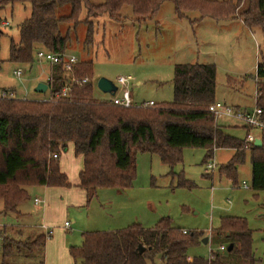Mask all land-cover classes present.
I'll use <instances>...</instances> for the list:
<instances>
[{
  "label": "trees",
  "instance_id": "16d2710c",
  "mask_svg": "<svg viewBox=\"0 0 264 264\" xmlns=\"http://www.w3.org/2000/svg\"><path fill=\"white\" fill-rule=\"evenodd\" d=\"M15 1H28L31 13L19 25L18 43L10 40L9 60L30 63L39 48L53 52L67 49L69 36L62 34L60 24L78 14L86 0H0V8ZM163 0H104L100 6L107 12L129 5L138 19L154 15ZM182 17L187 11H199L202 16L228 18L240 0H172ZM69 5L68 15H57V6ZM244 22L259 26L264 32V0H253ZM69 18V19H68ZM78 22L76 20L75 24ZM88 26L84 42L92 41ZM50 65V64H49ZM46 80L50 93L68 85L69 76L59 64L50 65ZM72 76L89 81L72 83L66 97L57 100L0 98V199L2 213L16 210L28 197L29 186H70L61 172L59 159L69 143L75 155L83 158L78 186L85 191L86 202L98 188L126 189L135 177L137 152L157 154L162 163L173 167L181 161L185 147L205 149L203 162L215 149L231 148L234 153L218 171L233 182L237 166L251 158V188L264 192V129L259 131L261 145L243 148L244 138L234 136L215 123L208 106L214 102L216 67L213 63H179L174 67L173 94L170 102L151 106L123 107L111 100L93 95L92 61L79 60L73 65ZM257 105L264 119V63L256 66ZM185 185V181H180ZM264 209V201H263ZM264 216V213H263ZM252 230L239 216H224L211 239L224 236L232 248L216 249L208 257L188 259L187 249L202 238L197 232H183L173 227L169 218H162L153 227L132 223L111 231H86L80 245L69 247L75 264H256L252 249ZM8 239V240H7ZM46 237L32 240L5 237L1 247L2 262L12 264L10 257L25 247L29 257L33 249H43ZM139 245L143 251H139ZM219 245V246H220ZM31 253V254H30ZM78 261V262H77ZM43 259L36 264H42ZM31 264V263H27Z\"/></svg>",
  "mask_w": 264,
  "mask_h": 264
},
{
  "label": "rangeland",
  "instance_id": "374dc122",
  "mask_svg": "<svg viewBox=\"0 0 264 264\" xmlns=\"http://www.w3.org/2000/svg\"><path fill=\"white\" fill-rule=\"evenodd\" d=\"M86 1L89 4L80 5L78 14L60 24V31L69 36L66 53L74 54L78 61H92L95 98H112L110 93L97 87L100 77L109 78L121 87L117 77L124 76L130 78L133 104L170 102L174 98L172 80L176 64L213 63L216 67L215 99L246 111L255 108L256 66L264 63V32L261 27L244 22L253 0H240L228 18L202 16L199 11H187L180 17L172 0H163L154 15L146 19H138L129 5L109 13L100 7L104 0ZM30 13L28 1H15L0 8V86L13 89L18 97L42 99L49 91L36 92L34 87L47 80L50 65L37 60L35 55L30 63L9 60L10 40L18 43L19 25ZM69 13V5L56 8L57 15ZM88 26L93 30L92 41L86 45ZM17 68L23 71L20 78L13 73ZM214 121L226 132L245 138L244 129L231 126L236 121ZM230 153L228 148L215 149L203 162L204 148L185 147L181 151V161L169 167L157 154L137 152L135 177L129 188H98L90 201L80 206L73 200H66L63 208L60 207L61 212H52L47 219L53 230L49 238L58 237V243L49 242L48 253L45 247L35 248L27 258L22 255L29 251L23 247L9 260L31 263L48 257V264H75L69 247L81 244L83 232L117 230L132 223L148 228L162 218H169L173 227L208 237V243H203L201 238L187 249L191 257H208L210 250L218 249L220 243L228 244L224 236L212 239L211 236L219 228L221 218L231 215L246 220L252 230L256 264H264V192L251 188L249 153L237 166L236 182L219 174L220 165L227 163ZM209 161L215 165L206 170ZM207 171L212 174L206 175ZM243 183L248 188H244ZM27 192L28 197L20 204L21 216L15 210L2 213L0 199V223L9 225L0 230H4L3 234L10 231L17 240H26L31 231H44L36 223L42 215L41 205L33 202L34 197H42V186H29ZM65 221L69 227L64 226ZM12 225L20 228L21 235L12 233ZM62 242L68 252L60 256Z\"/></svg>",
  "mask_w": 264,
  "mask_h": 264
},
{
  "label": "built area",
  "instance_id": "2783aa9c",
  "mask_svg": "<svg viewBox=\"0 0 264 264\" xmlns=\"http://www.w3.org/2000/svg\"><path fill=\"white\" fill-rule=\"evenodd\" d=\"M7 23V22H6ZM35 57L39 61H45L50 65L59 64L63 71L68 74L69 80L68 85H65L62 87V89L55 93H50L49 86L47 84V90L49 91L48 96L45 98H42L41 100L49 101V100H57L60 97H66L68 95V91L70 89V85L72 83L82 84L89 81V78L83 77L81 79H78L74 76H72V68L73 65L78 62V58L74 54H69L64 52H53L50 50H46L44 48H39L34 53ZM14 75L17 78H20L23 71L20 68H17L13 70ZM50 74L47 77V80L50 79ZM257 80V78H255ZM129 77L124 76H118L117 81L121 84V87L117 85V90L112 95V98L110 99L114 104L123 106V107H130V106H151L154 104L153 101H148L144 104H133L130 90H129ZM47 83V82H46ZM119 91V94L117 92ZM258 90L256 88V91L254 93V101H255V108L252 111H246L242 110L236 106L227 104L225 102L217 101L215 100L208 106V110L212 113L215 120L219 119H230L238 122L239 124L243 125L244 127L248 128L245 138H244V145L243 148L249 149L252 145H254V141L256 138H258V135L253 130L261 131L264 129V119H263V112L261 108L257 105V99H258ZM0 98H9V99H26V97H18L15 96V92L13 89L10 88H0ZM53 158H58V154L54 153L52 154ZM215 163L213 161H209L206 164V170L212 169L214 167ZM244 188H248L246 183H243ZM35 203L43 202L38 197L34 198ZM64 225L66 227L69 226V223L65 221ZM41 226L46 230L45 236L50 237L53 233L52 228H48L46 225L41 224ZM183 232H186L183 230ZM218 250L224 251L225 245H220L218 247ZM213 250H210V253Z\"/></svg>",
  "mask_w": 264,
  "mask_h": 264
},
{
  "label": "crops",
  "instance_id": "0c3cea01",
  "mask_svg": "<svg viewBox=\"0 0 264 264\" xmlns=\"http://www.w3.org/2000/svg\"><path fill=\"white\" fill-rule=\"evenodd\" d=\"M240 20H242V19L240 18ZM241 22L245 25V23L243 21H241ZM0 88H3V87L0 86ZM129 90H130V86H129ZM130 95H131V91H130ZM131 99H132V97H131ZM231 126L235 127V128L236 127L242 128L246 131V133L249 130L248 128L244 127L243 125L239 124L238 122L233 123ZM223 130H225V128ZM253 131L256 133V135H258V138H260L259 131H256V130H253ZM218 149H221V148H218ZM228 149L231 151L230 156L228 157V160H229L234 153V149H231V148H228ZM58 159H59L60 170H61V172H63L66 175L67 181L69 182L70 186H68V187H64V186H57V187L42 186V197H38V198L43 200V202L35 203L34 199H33V202L36 205H41V214L42 215H41V218H39L36 223L44 231H38L36 233H34L35 231L34 232L31 231L29 233V237H27L26 240L27 239L32 240L39 234H43L45 236L46 230L41 226V224H44L48 228H51V226L49 225L50 221L47 219L50 217L52 212L54 214L60 213L61 212L60 207L62 206L61 209L63 208L62 204H65L66 200H70V201L73 200V202H75V204H77L79 206L83 205L86 202L85 191L78 186V184H79V172L81 171V169L83 167L82 156L81 155H75L73 145L71 143H69L66 151L61 152V154L58 156ZM205 173H206V175L212 174L211 172H208V171ZM20 204L21 203L18 204V206L15 210V213L19 216L23 215V212L20 209ZM7 213H5V214H7ZM44 218L46 219L45 221H44ZM4 226H9V225L0 223V227H4ZM13 227H14V229H11V231L13 230L12 233L15 234V232H18L21 235L20 228H18V226H13ZM3 232H4V230L1 229L0 230V241H1L0 242V254H1V247H2L3 241H5L4 238L9 237L11 239H14L11 236L12 234H10L11 233L10 231H9L10 233L8 232V234H3ZM58 239H59L58 237L56 239H53V240L49 237H46L45 243H44L45 252L47 251V253H48V248H49L48 243L49 242H51V243L57 242L58 243ZM14 240H17V239H14ZM20 240L24 241L23 239H20ZM208 241H209V239H208ZM46 248H47V250H46ZM67 252H68V248L66 247L64 242H62V246L59 250L60 256L65 255V253H67ZM191 258H192L191 256L188 257V259H191ZM36 263H38V261L31 262V264H36ZM0 264H12V263L9 261L7 263H3L2 262V256H0ZM17 264H27V263L22 262V263H17ZM42 264H48V257H47V259L43 258Z\"/></svg>",
  "mask_w": 264,
  "mask_h": 264
},
{
  "label": "water",
  "instance_id": "95a60500",
  "mask_svg": "<svg viewBox=\"0 0 264 264\" xmlns=\"http://www.w3.org/2000/svg\"><path fill=\"white\" fill-rule=\"evenodd\" d=\"M1 33V30H0ZM97 87L104 93H110V94H114L115 91L117 90V84L112 81L109 78H106L104 76L100 77L97 82H96ZM47 83L46 82H38L36 84V86L34 87V90L36 92H40V93H44L47 90ZM254 145L255 146H260L261 145V139L260 138H256L254 141ZM203 243H207L208 242V238L207 237H203L202 238ZM232 248V244H228L227 250H230ZM143 246L139 245V251H143Z\"/></svg>",
  "mask_w": 264,
  "mask_h": 264
}]
</instances>
